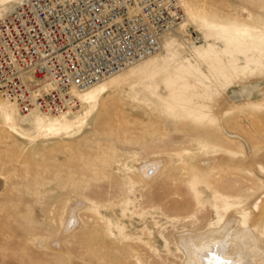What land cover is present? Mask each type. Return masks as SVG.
I'll return each mask as SVG.
<instances>
[{"label":"rangeland","instance_id":"1","mask_svg":"<svg viewBox=\"0 0 264 264\" xmlns=\"http://www.w3.org/2000/svg\"><path fill=\"white\" fill-rule=\"evenodd\" d=\"M179 2L187 24L174 33L188 55L206 45L205 22L252 33L256 18L264 22V0ZM218 55L244 66L235 52ZM201 71L203 88L221 91L209 66ZM263 87L264 74L228 81L225 112L203 108L197 94L207 115L184 119L152 112L126 85L113 87L87 116L80 104L50 119L78 121L77 132L34 140L0 118V264H190L178 240L191 251L215 244L235 264V237L248 229L264 253V109L248 105L264 97Z\"/></svg>","mask_w":264,"mask_h":264},{"label":"built area","instance_id":"2","mask_svg":"<svg viewBox=\"0 0 264 264\" xmlns=\"http://www.w3.org/2000/svg\"><path fill=\"white\" fill-rule=\"evenodd\" d=\"M179 0H21L0 19V98L21 115L75 110L73 93L154 55Z\"/></svg>","mask_w":264,"mask_h":264},{"label":"bare ground","instance_id":"3","mask_svg":"<svg viewBox=\"0 0 264 264\" xmlns=\"http://www.w3.org/2000/svg\"><path fill=\"white\" fill-rule=\"evenodd\" d=\"M20 1L0 0V19L11 13L14 5ZM256 22L259 29L254 30L253 33L247 26L234 25L226 27L205 22L202 30L207 32H200L206 39V45H200L192 55H188L184 46L177 41L174 33L177 30V26L160 37L159 51L148 57L149 59L142 60L136 65L116 74L117 76L114 75L115 77L112 76L113 78L110 77L108 80L106 79L92 88L74 92L73 96L79 104H85L86 110L84 116H87L96 108V104L101 96L105 95L113 87H121L123 85H126L132 91L131 96L134 100H138L149 110L157 114L165 116L172 114L181 119H184L183 117L186 116H206V112L201 110L197 105V94L204 95L205 97V100L202 102L203 108L208 109L212 113L225 112L226 110H222V105L225 101L222 98V93H224L223 89L228 81L248 82L257 75L259 78L264 74V22L263 19L259 18H256ZM186 24L187 20H184L179 25V28L182 30ZM161 42L164 53L160 52ZM218 43H221L225 47L223 49H216ZM234 52L240 56H244V66L239 67L232 62L228 66L218 55L232 56ZM249 53L254 54L258 61L255 60L256 58H249L247 56ZM231 59L233 61V58ZM202 65L209 66L213 73L212 76L215 82L219 84L221 91L217 88H207L206 90L203 88L202 81L207 79V77L201 71ZM254 90L252 89L251 92L253 93ZM262 92L264 94V87L262 88ZM150 96H153V99ZM248 105L252 108L263 110L264 97L256 102H250ZM66 114H71V112L69 111L56 117H47L34 111L22 117L14 104L6 100L5 102L0 101V118L3 124L16 136L24 140H34L49 135H72L77 132L81 127L78 121L67 119L50 120L61 116V118L66 117ZM152 166L150 165V168ZM262 167L259 169L263 171ZM150 168L148 167V169ZM239 214L243 218L241 225H245L246 214L240 212ZM214 230L212 231L214 232ZM218 233L217 231L215 232V234L219 235ZM207 234L210 235L208 232ZM203 235L201 234V237ZM220 235H223V232ZM224 237L222 236V238ZM219 239V241H222L220 237ZM224 240L222 243L226 241ZM184 241L178 240L177 244H180V248L184 249L182 250L184 254H188V259H186L190 261V264H232L229 255H225L226 257H224L223 251L221 255L219 247L215 246V244L214 246H207L202 244L204 242H201L193 245V251H191L187 247L189 245ZM234 241L236 242L234 243L233 250L238 254L236 263L255 264L257 258L259 262L260 260L264 261V253L259 249V245L258 247L256 246V240L249 229L239 231ZM209 243L207 242V244ZM216 243L218 244V241ZM230 244H232V240H230ZM211 245L213 244L211 243ZM184 261L187 263L186 260Z\"/></svg>","mask_w":264,"mask_h":264}]
</instances>
